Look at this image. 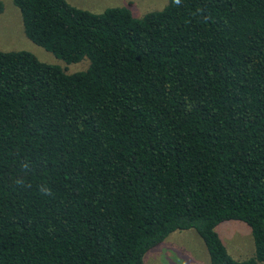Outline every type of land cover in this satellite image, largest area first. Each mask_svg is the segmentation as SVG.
<instances>
[{
	"label": "trees",
	"instance_id": "trees-1",
	"mask_svg": "<svg viewBox=\"0 0 264 264\" xmlns=\"http://www.w3.org/2000/svg\"><path fill=\"white\" fill-rule=\"evenodd\" d=\"M66 63L0 50V264H142L194 229L209 264L264 262V0L135 17L12 0ZM1 10V5H0ZM251 230L233 258L216 226Z\"/></svg>",
	"mask_w": 264,
	"mask_h": 264
},
{
	"label": "rangeland",
	"instance_id": "rangeland-1",
	"mask_svg": "<svg viewBox=\"0 0 264 264\" xmlns=\"http://www.w3.org/2000/svg\"><path fill=\"white\" fill-rule=\"evenodd\" d=\"M71 4L101 12L107 7L126 6L140 18L147 12L162 9L168 0H68ZM0 50L27 51L40 61L57 65L67 73L85 70L88 58L66 63L51 52L31 41L24 33L19 8L12 0H0ZM229 254L235 259H246L254 253L250 228L237 220L223 221L216 226ZM142 264H209L208 252L200 235L194 229L171 232L159 245L146 253ZM261 264H264L261 263Z\"/></svg>",
	"mask_w": 264,
	"mask_h": 264
},
{
	"label": "clouds",
	"instance_id": "clouds-1",
	"mask_svg": "<svg viewBox=\"0 0 264 264\" xmlns=\"http://www.w3.org/2000/svg\"><path fill=\"white\" fill-rule=\"evenodd\" d=\"M177 2H179V0H177Z\"/></svg>",
	"mask_w": 264,
	"mask_h": 264
}]
</instances>
